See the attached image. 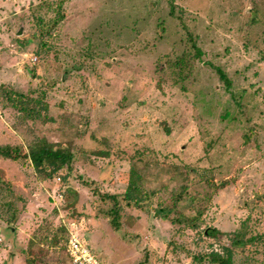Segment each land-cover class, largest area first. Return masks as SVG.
<instances>
[{
    "label": "rangeland",
    "instance_id": "1",
    "mask_svg": "<svg viewBox=\"0 0 264 264\" xmlns=\"http://www.w3.org/2000/svg\"><path fill=\"white\" fill-rule=\"evenodd\" d=\"M2 86L0 146L73 161L0 156V264H264V0H0Z\"/></svg>",
    "mask_w": 264,
    "mask_h": 264
},
{
    "label": "trees",
    "instance_id": "2",
    "mask_svg": "<svg viewBox=\"0 0 264 264\" xmlns=\"http://www.w3.org/2000/svg\"><path fill=\"white\" fill-rule=\"evenodd\" d=\"M169 1L170 3L172 2L174 5V0H169ZM218 71L220 72L221 77L226 81V83L230 85V80L228 76L221 69H218ZM12 93L16 95H21V94H18L19 92H16V91L15 92L12 91ZM0 96L3 98L7 96V98H9L11 96V93L9 90L5 89V86H2L0 88ZM0 156H2L3 158L12 159V160H18L23 157H26V158L29 157L31 161L33 162L34 166H36L38 169H41L48 165L53 166L55 169H59L65 165L70 166L73 161V153L70 150L61 148L57 146L56 143L50 142L46 139H41L31 144L28 148L27 154L26 152H23L22 149L18 147H12L8 145L0 146ZM130 190L131 189H130V184H129V187L127 191L125 192V194L123 195V197L127 199L128 202L133 200L135 204L139 205L140 204L139 198H135L134 196L132 197L130 194L131 193ZM106 197L113 199L115 203H117V199L119 196L116 194L115 195L106 194ZM111 211L113 213L111 223L116 229H119L120 228V222H119L120 212H119L118 206L112 207ZM215 231L216 230L211 229V231L208 230L207 233L209 235L218 234V232L216 233ZM254 240H257V236H252L248 239H245L243 235H240L238 233L236 234L233 240V243L237 245L239 244L243 247L246 245V243L252 242ZM207 258L209 259L210 262L214 264H234L233 259H232V252L230 249H227L226 254H222L217 251H212L208 254Z\"/></svg>",
    "mask_w": 264,
    "mask_h": 264
},
{
    "label": "built area",
    "instance_id": "3",
    "mask_svg": "<svg viewBox=\"0 0 264 264\" xmlns=\"http://www.w3.org/2000/svg\"><path fill=\"white\" fill-rule=\"evenodd\" d=\"M61 177H57L60 181ZM54 197L56 199L64 198L63 192H58ZM75 224V223H74ZM68 227V237L66 240V254L71 264H103L92 249L87 245L81 233L77 230L76 225Z\"/></svg>",
    "mask_w": 264,
    "mask_h": 264
}]
</instances>
